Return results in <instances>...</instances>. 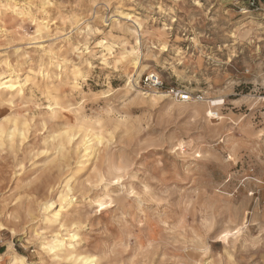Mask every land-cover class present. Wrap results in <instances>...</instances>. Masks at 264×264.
I'll use <instances>...</instances> for the list:
<instances>
[{
	"label": "rangeland",
	"instance_id": "1",
	"mask_svg": "<svg viewBox=\"0 0 264 264\" xmlns=\"http://www.w3.org/2000/svg\"><path fill=\"white\" fill-rule=\"evenodd\" d=\"M4 79L0 264H264V0H0Z\"/></svg>",
	"mask_w": 264,
	"mask_h": 264
},
{
	"label": "bare ground",
	"instance_id": "2",
	"mask_svg": "<svg viewBox=\"0 0 264 264\" xmlns=\"http://www.w3.org/2000/svg\"><path fill=\"white\" fill-rule=\"evenodd\" d=\"M130 17H131L132 20H134L135 25H137L141 29L143 28V24H142V22H141L140 19L133 18L132 16H130ZM38 27H39V29H42L43 28V26H41L40 24H39ZM134 34H136V31H134ZM135 40H136V43H135L134 46H132L130 48H125L124 49V53H123L124 54V56H123L124 59L123 60L126 61V62L127 61L128 62L135 61V60H131V58L134 57L137 54L138 46H139V44L141 45V43L139 42L138 38H136ZM112 48H114V47H112ZM136 62L134 63L135 66H137V63ZM76 72H78V71H76ZM77 84H78V82L75 80V85H77ZM75 88H76V86H75ZM23 91H24V87L23 86H18L16 83H14L12 81V79H4V81L0 82V93H6V94H8L10 96H12L14 94L17 95V96H19V95H22L23 94ZM157 96L162 97L164 95H162V94L159 95V93H156V94L153 95V97H157ZM221 103L222 102H220L219 104H221ZM214 105H216V104H214ZM13 134H14V132H12L9 135L12 137ZM69 139L71 140L70 137H69ZM88 143H89V139L87 141H85V145H86L85 146V151L86 152L89 151V149H90V146H87ZM88 156L89 155L87 154L86 157H88ZM66 178H68V177H66ZM63 184H64V182H63ZM70 185H71L70 184V180H67L65 182V186H64V188L66 189V191L65 190L63 191L62 190L63 192L61 193V197L60 198H61L62 204L60 205L59 209H56L55 210L53 203L52 204H49L48 203L49 205L47 204V206L45 208V211H46V220L49 221V222H51V223H59L60 227H64V225H65L63 223L64 221L62 220V217H63L62 212L65 211L66 208L72 206L74 204V202H75V199L74 198H70L69 199V197L71 196V194L73 192V189L71 188ZM72 225H75V224H72ZM78 236H79V234H75L74 233V234H71V235L67 236L68 238H65V237H62L61 234L56 233L50 239H43L42 240L43 241L42 242V247L48 253L53 254V256L56 257V258H62V257H67V259L68 258H70V259L74 258V259H78V260L82 261L84 264H95L96 261H97L96 256L88 255V254H83V253L79 252L76 249V243H78V239H77ZM19 258L20 257H15L14 258V262L17 261Z\"/></svg>",
	"mask_w": 264,
	"mask_h": 264
},
{
	"label": "built area",
	"instance_id": "3",
	"mask_svg": "<svg viewBox=\"0 0 264 264\" xmlns=\"http://www.w3.org/2000/svg\"><path fill=\"white\" fill-rule=\"evenodd\" d=\"M150 85L152 88L154 89H161L163 84L162 82L160 81V79L158 78V76H151V78L148 79ZM172 94H174V96H176L177 98H179L181 101L183 102H189V101H192L193 97L192 95L188 94L187 92H184V91H174L172 90L171 91ZM196 100H204V98L200 95H197L196 97Z\"/></svg>",
	"mask_w": 264,
	"mask_h": 264
},
{
	"label": "snow or ice",
	"instance_id": "4",
	"mask_svg": "<svg viewBox=\"0 0 264 264\" xmlns=\"http://www.w3.org/2000/svg\"><path fill=\"white\" fill-rule=\"evenodd\" d=\"M221 239H224V237H221Z\"/></svg>",
	"mask_w": 264,
	"mask_h": 264
}]
</instances>
